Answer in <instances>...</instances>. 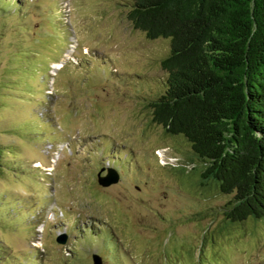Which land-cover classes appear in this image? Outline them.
Masks as SVG:
<instances>
[{"label":"rangeland","instance_id":"obj_1","mask_svg":"<svg viewBox=\"0 0 264 264\" xmlns=\"http://www.w3.org/2000/svg\"><path fill=\"white\" fill-rule=\"evenodd\" d=\"M129 2L0 0V264H264V219L202 242L232 195L178 172L187 143L150 122L170 43Z\"/></svg>","mask_w":264,"mask_h":264},{"label":"trees","instance_id":"obj_2","mask_svg":"<svg viewBox=\"0 0 264 264\" xmlns=\"http://www.w3.org/2000/svg\"><path fill=\"white\" fill-rule=\"evenodd\" d=\"M126 7L135 29L170 43L164 90L146 107L152 124L188 145L178 172L189 167L193 181L232 195L223 224L206 227L202 242L211 230L264 219V0H130ZM3 153L0 145L1 172L9 166Z\"/></svg>","mask_w":264,"mask_h":264},{"label":"water","instance_id":"obj_3","mask_svg":"<svg viewBox=\"0 0 264 264\" xmlns=\"http://www.w3.org/2000/svg\"><path fill=\"white\" fill-rule=\"evenodd\" d=\"M103 170H106V174L105 175H101V172ZM119 173L116 169L114 168H107V169H104L102 168L98 173H97V183L100 185V186H103V187H108V186H111V185H114L116 183H118L119 181ZM56 241L58 243H64L65 242V238L63 236V238L61 239H56ZM91 259H92V263L93 264H102V258L100 255L96 254V253H93L91 255Z\"/></svg>","mask_w":264,"mask_h":264},{"label":"bare ground","instance_id":"obj_4","mask_svg":"<svg viewBox=\"0 0 264 264\" xmlns=\"http://www.w3.org/2000/svg\"><path fill=\"white\" fill-rule=\"evenodd\" d=\"M61 63V62H60ZM63 63V62H62ZM61 67H60V65H56L55 67H54V70L56 71V70H58V69H60ZM54 71V72H55ZM43 230H41V232H42Z\"/></svg>","mask_w":264,"mask_h":264},{"label":"flooded vegetation","instance_id":"obj_5","mask_svg":"<svg viewBox=\"0 0 264 264\" xmlns=\"http://www.w3.org/2000/svg\"><path fill=\"white\" fill-rule=\"evenodd\" d=\"M104 174V173H103Z\"/></svg>","mask_w":264,"mask_h":264}]
</instances>
